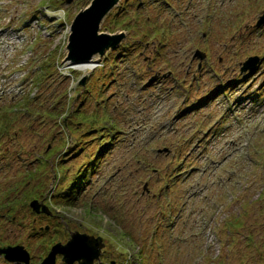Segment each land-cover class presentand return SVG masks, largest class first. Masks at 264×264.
Here are the masks:
<instances>
[{
    "label": "rangeland",
    "instance_id": "obj_1",
    "mask_svg": "<svg viewBox=\"0 0 264 264\" xmlns=\"http://www.w3.org/2000/svg\"><path fill=\"white\" fill-rule=\"evenodd\" d=\"M91 1L0 0V246L40 264L78 230L93 264H264V0H120L84 69Z\"/></svg>",
    "mask_w": 264,
    "mask_h": 264
},
{
    "label": "water",
    "instance_id": "obj_2",
    "mask_svg": "<svg viewBox=\"0 0 264 264\" xmlns=\"http://www.w3.org/2000/svg\"><path fill=\"white\" fill-rule=\"evenodd\" d=\"M120 3V0H92L74 17L67 43L69 63L93 61L94 56L101 59L108 50L114 49L122 41L125 34L100 32L101 24L106 16ZM264 21V16L261 18ZM258 58H252L242 70L254 69ZM30 206L37 213L52 214V210L43 202L34 199ZM105 242L102 236L86 232L73 231L66 243L58 242L51 248L42 264H55L57 255H63V260L69 264H93L100 259ZM0 254L10 262L29 264L31 255L22 245L0 247ZM99 264H105L99 262Z\"/></svg>",
    "mask_w": 264,
    "mask_h": 264
},
{
    "label": "trees",
    "instance_id": "obj_3",
    "mask_svg": "<svg viewBox=\"0 0 264 264\" xmlns=\"http://www.w3.org/2000/svg\"><path fill=\"white\" fill-rule=\"evenodd\" d=\"M27 109H29V108H27ZM29 114H31V110H30V112H29L27 115H29ZM75 115H76V113H75ZM68 155H70V157H71V154H68ZM68 155H67V156H68ZM65 158H66V155H65V156L63 155L61 161L66 160ZM61 165H62V164H61ZM74 185H75V183H73V185H72L73 188L75 187ZM55 187H56V186L54 185L53 188H55ZM53 192H54V193H52V195H53V196H56V189L53 190ZM62 202H65V203L70 204V205H72V206L75 204V202H74L72 199L67 198V197L64 198V201H62ZM36 220H37V217H36V218L34 219V221H33V227H32V228H34V229L36 228V225H35ZM41 227H42V226H41ZM40 229H42V228H40ZM38 230H39V229H38ZM38 230H35L36 234H38V232H39ZM12 264H13V263H12ZM14 264H18V263H14Z\"/></svg>",
    "mask_w": 264,
    "mask_h": 264
},
{
    "label": "bare ground",
    "instance_id": "obj_4",
    "mask_svg": "<svg viewBox=\"0 0 264 264\" xmlns=\"http://www.w3.org/2000/svg\"><path fill=\"white\" fill-rule=\"evenodd\" d=\"M97 65V62L96 60L94 59L93 61L91 62H84V63H79V64H76V65H73V66H76V67H83L84 69H89V68H95L96 65ZM82 68V69H83Z\"/></svg>",
    "mask_w": 264,
    "mask_h": 264
}]
</instances>
